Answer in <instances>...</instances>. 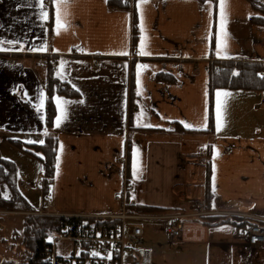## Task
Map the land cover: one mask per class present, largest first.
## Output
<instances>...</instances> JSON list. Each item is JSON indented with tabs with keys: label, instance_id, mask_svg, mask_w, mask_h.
I'll return each instance as SVG.
<instances>
[{
	"label": "crops",
	"instance_id": "1",
	"mask_svg": "<svg viewBox=\"0 0 264 264\" xmlns=\"http://www.w3.org/2000/svg\"><path fill=\"white\" fill-rule=\"evenodd\" d=\"M49 2L0 0V155L17 161L19 176L28 183L40 182L41 163L17 151L10 138L44 140L42 56L55 55L57 74L80 93L55 96V179L45 211L42 200L38 212L116 213L118 193L129 176L135 200L189 214L198 202H206L209 160L214 193L210 215L236 217L244 224L210 225L200 216H187L175 239L143 227L141 245L150 251V264H264V246L249 245L242 233L248 221L264 225V91L218 89L214 132H176L170 125L179 121L189 129L208 127L212 57L264 62V25L251 22L257 13L252 5L226 0L227 47L220 49L221 0H138L137 52L143 45L150 53L139 58L131 50L130 11L110 10L107 0H68L59 7L64 24L59 27L57 0L52 2V26ZM133 63L138 106L130 114ZM159 72L175 75L177 82L158 80ZM224 92L229 96H217ZM218 100L225 101L219 129ZM17 155L31 158L32 177ZM197 157L208 160L194 163ZM183 185L198 192L178 190Z\"/></svg>",
	"mask_w": 264,
	"mask_h": 264
},
{
	"label": "trees",
	"instance_id": "2",
	"mask_svg": "<svg viewBox=\"0 0 264 264\" xmlns=\"http://www.w3.org/2000/svg\"><path fill=\"white\" fill-rule=\"evenodd\" d=\"M50 6V26L55 20V10L52 2ZM138 0H107L110 10H125L131 12V50L137 51L139 46V15L136 7ZM200 2L218 0H198ZM257 12L251 17V22L264 25V0H247ZM76 51V49H73ZM46 79H45V124L46 134L43 143H29L20 139L10 138V142L22 152L36 158L41 163V179L39 189L42 193L43 210L46 209V202L51 195L52 185L55 179L57 153L59 146L58 135L53 131L57 109L55 96L63 95L69 98L79 97L80 93L72 84L62 79L56 72L55 62L58 58L55 55L45 54ZM137 65H132L131 72V112L137 108V94L135 90V74ZM156 78L167 83H176L177 78L169 72H159ZM218 89L264 91V62L238 58H215L212 57L209 65V125L204 130H194L185 127L179 121H171V130L176 132H214L215 131V93ZM24 105L30 107L28 103ZM131 117V115L129 116ZM129 153V150H128ZM209 147L207 155L210 156ZM205 180V199L208 210L212 207L214 193L210 185L211 169L207 163ZM21 177L18 172V165L15 160L0 155V209L26 211L24 217L21 237V248L25 252V258L18 264H39L46 253V246L51 244L52 238L60 235L66 228L70 229L85 221H95L93 217L82 215H65L55 213L38 212L27 198L20 185ZM126 184L131 187L130 177L127 176ZM126 205L129 212L159 214L165 211L176 210L173 207L156 206L132 199V190L126 194ZM200 218L206 224H217L225 221H232L238 226L243 225L238 218H223L219 215H202ZM2 216H0V220ZM249 223H254L248 221ZM262 224V223H260ZM263 225V224H262ZM17 233V235H21Z\"/></svg>",
	"mask_w": 264,
	"mask_h": 264
},
{
	"label": "built area",
	"instance_id": "3",
	"mask_svg": "<svg viewBox=\"0 0 264 264\" xmlns=\"http://www.w3.org/2000/svg\"><path fill=\"white\" fill-rule=\"evenodd\" d=\"M38 182V188H39ZM22 188L30 190L27 178L20 181ZM126 184L118 195L120 209L113 214L82 215L95 221H85L65 229L46 246V253L39 264H150V251L141 245L143 226L147 223L165 222L167 235L171 239L180 237L182 219L187 216L210 214L205 201L198 202L189 214H142L129 212L126 205ZM8 211L0 209V216ZM242 233L251 246H264V225L245 223ZM70 247L67 254L59 252V245Z\"/></svg>",
	"mask_w": 264,
	"mask_h": 264
},
{
	"label": "rangeland",
	"instance_id": "4",
	"mask_svg": "<svg viewBox=\"0 0 264 264\" xmlns=\"http://www.w3.org/2000/svg\"><path fill=\"white\" fill-rule=\"evenodd\" d=\"M137 55H139V53L136 51L135 56L139 57V58L142 57V56H137ZM44 64H45V61H44ZM137 106H138V104H137ZM129 112H131V99L129 102ZM129 147H130V145L127 146L126 151H125V155H127V157L129 154L128 153ZM15 149H16V147H15ZM17 151H19L18 148H17ZM16 157L19 158V155H17ZM28 157H31V156H28ZM123 157H124V155H123ZM30 159L31 158H27V156L20 155L19 162H21L20 164L23 166V168L25 167L24 169H26V172L31 173V177H32L34 174L33 173L34 171H33V168L31 166ZM32 159H35V158H32ZM121 160L123 161V159H121ZM206 160H208V157L207 158L204 157V159L197 157L196 159H194L192 161H194V163H199V162L202 163V162H206ZM124 161L127 162V159H124ZM207 163L209 164V160ZM39 166L41 167V165H39ZM29 182H30L29 184H30L32 190H27L24 188H23V190H24L27 198L30 200L31 204L33 205V207L38 210L39 208H42V195L35 189L38 186L37 183L35 184L34 180H32V181L30 180ZM187 187H191V186L183 185V187H178V190L182 191V190L186 189ZM131 190H134L132 184H131ZM189 190H191V193L198 192L197 189L194 188V186L189 188ZM118 195H119V193H118ZM132 199L135 202H139L138 200H135V198L133 197V194H132ZM206 205H207V203H206ZM170 207H172V206H170ZM173 208L176 209L177 207H173ZM3 210H5V209H3ZM177 210H179V209L171 210V211H165L164 213L165 214L180 213ZM6 211H8V213L4 214L2 216V219L0 220V264L1 263L2 264H18L26 256L24 250L21 248L20 242H21V237H22L21 232L23 230L24 217L26 216V214H28V212H26V211H15V210H6ZM164 213H159V214H164ZM181 213L185 214L182 211H181ZM142 214H144V213H142ZM183 219H182V222H183ZM164 224H165V222L161 220V222H159V223L146 224L143 227L145 228V230L146 229L152 230L154 235L163 237L166 233V227ZM17 233H21V235L20 234L17 235ZM2 237H5V238L2 239ZM69 248L70 247H67L64 244H60L59 245V252L63 253V254H67L70 250Z\"/></svg>",
	"mask_w": 264,
	"mask_h": 264
},
{
	"label": "snow or ice",
	"instance_id": "5",
	"mask_svg": "<svg viewBox=\"0 0 264 264\" xmlns=\"http://www.w3.org/2000/svg\"><path fill=\"white\" fill-rule=\"evenodd\" d=\"M68 0H57V6H58V11H57V24L59 27H64L63 21H62V14L59 11V7L61 5H67ZM142 3H147V0H142ZM43 5L41 4V7ZM220 8H221V39L217 42V48L223 49L227 47V38H228V33L226 31H224V26L227 22V14H226V0H221L220 3ZM44 18L47 19V13H44ZM122 55H127V53H120ZM140 55H149L150 53L143 51V45L141 46V51L139 53ZM217 96H224V97H228L229 93L224 92V93H217ZM59 103V101H58ZM225 101H219L217 102V128L219 129V127L221 126L220 124V120L222 118V108L224 106ZM59 118L57 119V125H59ZM149 126V125H146ZM186 127H188V125H186ZM29 143H35V141H29ZM40 143H43V141H40Z\"/></svg>",
	"mask_w": 264,
	"mask_h": 264
}]
</instances>
